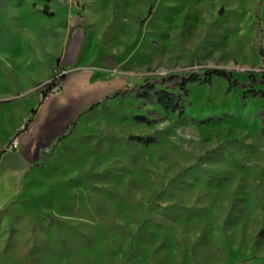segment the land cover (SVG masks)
Segmentation results:
<instances>
[{
    "label": "rangeland",
    "instance_id": "1",
    "mask_svg": "<svg viewBox=\"0 0 264 264\" xmlns=\"http://www.w3.org/2000/svg\"><path fill=\"white\" fill-rule=\"evenodd\" d=\"M44 5L0 0V146L48 96L70 32L85 65L124 85L16 191L0 172V264H264V95L214 78L189 86L179 117L133 91L212 68L260 77L264 0H55L53 17Z\"/></svg>",
    "mask_w": 264,
    "mask_h": 264
},
{
    "label": "crops",
    "instance_id": "2",
    "mask_svg": "<svg viewBox=\"0 0 264 264\" xmlns=\"http://www.w3.org/2000/svg\"><path fill=\"white\" fill-rule=\"evenodd\" d=\"M71 35L72 32L60 52L61 61L56 66L60 71H65L59 93L38 99L32 123L27 130L23 131L24 127L19 129L16 150L6 147L5 140L10 133L0 146V152L4 150L0 157L1 182L9 190L16 191L22 172L29 166H42L46 154L75 126L83 112L103 102L124 85L122 77L100 75L97 68L85 65L77 46L70 42Z\"/></svg>",
    "mask_w": 264,
    "mask_h": 264
},
{
    "label": "trees",
    "instance_id": "3",
    "mask_svg": "<svg viewBox=\"0 0 264 264\" xmlns=\"http://www.w3.org/2000/svg\"><path fill=\"white\" fill-rule=\"evenodd\" d=\"M41 1L45 2L44 9L42 10L43 14H45L47 17H53L54 13L50 11L48 4L55 0ZM260 54L264 59V53L262 49L260 50ZM57 70H59V68H57ZM64 77L65 75L61 76L57 85L60 84ZM214 78L225 80L228 84L229 90L238 89L241 91H246L254 98L263 97L264 95L263 90H256V87L264 86V73H262L260 77L251 74L248 81L245 82L237 79L233 72L218 68L204 69L202 72H192L190 74H172L161 78L160 80L154 82V84H150L149 88L151 89L152 94L146 90L145 86L141 85H137L135 88H133V91L137 94L143 95L149 101L155 100L164 111L174 112L177 113L179 117H183L185 115L186 106L189 103V86L201 82L212 84ZM172 88H178V91H171ZM46 97L47 95L44 94L43 98ZM32 114V118L26 122L23 131L27 130L29 125L32 123L34 115L36 114V109L33 110ZM137 121L149 123L146 118H137ZM129 139L143 144H149L155 141L151 137L131 136ZM9 146L10 144L8 147ZM3 152L4 150L0 152V157Z\"/></svg>",
    "mask_w": 264,
    "mask_h": 264
},
{
    "label": "built area",
    "instance_id": "4",
    "mask_svg": "<svg viewBox=\"0 0 264 264\" xmlns=\"http://www.w3.org/2000/svg\"><path fill=\"white\" fill-rule=\"evenodd\" d=\"M62 75H65V71H57L54 78L52 79L53 82L47 84L48 96H53L59 93L60 88L57 83L59 82ZM8 148L12 151L16 150L18 148V141H14Z\"/></svg>",
    "mask_w": 264,
    "mask_h": 264
}]
</instances>
